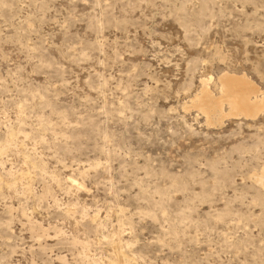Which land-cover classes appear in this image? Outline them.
<instances>
[{
	"label": "rangeland",
	"instance_id": "1",
	"mask_svg": "<svg viewBox=\"0 0 264 264\" xmlns=\"http://www.w3.org/2000/svg\"><path fill=\"white\" fill-rule=\"evenodd\" d=\"M224 74L264 97V0H0V264H264Z\"/></svg>",
	"mask_w": 264,
	"mask_h": 264
},
{
	"label": "bare ground",
	"instance_id": "2",
	"mask_svg": "<svg viewBox=\"0 0 264 264\" xmlns=\"http://www.w3.org/2000/svg\"><path fill=\"white\" fill-rule=\"evenodd\" d=\"M220 83H221V89L223 91L222 93H224V98L219 99V101H217V102L211 101L209 103L210 99L208 100L207 98L208 97L211 98V95L209 96V94L205 92L204 97H205V99L208 100V103L204 98H202V100L203 101L205 100L206 103H205V101L202 104L200 103L201 105L199 107H201V110H203L202 112H205V114L208 117L210 115H212L213 113H216V112L221 113L222 112L221 105L223 103L227 104V106L229 107L230 111L233 114H236V115L237 114H243L246 116H251L255 113V111L258 109V107L262 103L261 100L264 99V97H263L262 99H260V101H257L259 99H257V100L254 99V101L251 100L250 95L252 93L251 92L246 93V88L250 87V89L252 91L254 87H252L253 86L252 83H250L244 77H238L235 75L224 74L220 78ZM254 91L255 90H253V92ZM254 93L252 95H254ZM221 97H223V95ZM255 115H256V113H255ZM260 181H263V180H260Z\"/></svg>",
	"mask_w": 264,
	"mask_h": 264
}]
</instances>
